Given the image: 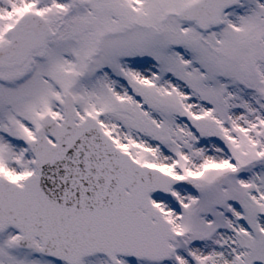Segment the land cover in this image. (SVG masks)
Masks as SVG:
<instances>
[{
	"label": "snow or ice",
	"instance_id": "1",
	"mask_svg": "<svg viewBox=\"0 0 264 264\" xmlns=\"http://www.w3.org/2000/svg\"><path fill=\"white\" fill-rule=\"evenodd\" d=\"M0 264H264V0H0Z\"/></svg>",
	"mask_w": 264,
	"mask_h": 264
}]
</instances>
